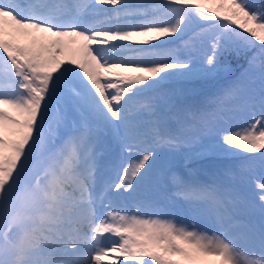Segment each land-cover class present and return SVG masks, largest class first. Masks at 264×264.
Segmentation results:
<instances>
[{
    "label": "snow or ice",
    "instance_id": "1",
    "mask_svg": "<svg viewBox=\"0 0 264 264\" xmlns=\"http://www.w3.org/2000/svg\"><path fill=\"white\" fill-rule=\"evenodd\" d=\"M193 18L210 23L189 35ZM231 46L259 49V63L250 61L262 85L259 118L251 112L197 153H247L229 174L264 168V4L0 0V264H264V181L256 203L220 181L172 173L175 197L214 226L211 235L160 219L146 195L150 162L186 144L184 123L170 127L150 94L166 82L213 75ZM203 47L199 63L194 53ZM239 94L234 85L224 96ZM70 111L112 130L129 154L115 180L98 176L92 127H69ZM232 111L242 107L189 111L188 127L199 123L212 134Z\"/></svg>",
    "mask_w": 264,
    "mask_h": 264
},
{
    "label": "rangeland",
    "instance_id": "2",
    "mask_svg": "<svg viewBox=\"0 0 264 264\" xmlns=\"http://www.w3.org/2000/svg\"><path fill=\"white\" fill-rule=\"evenodd\" d=\"M204 22L205 21H200L196 18H193L192 28H195L196 26H199ZM208 42L210 43V41H208ZM61 58H63V57H61ZM69 58L70 57L66 56L64 59H69ZM114 62H117V61H114ZM203 62L204 61H200L199 63H203ZM227 67L228 66H224V67L220 66V70L215 72L211 76L192 79V80H176L178 82V85L170 84V83L175 82V81H170V82H167V85L170 84V87L174 88V90H176L173 93L175 94L174 97L177 98L178 101H180L181 103L189 102V100H190L189 97L198 96L199 93L201 92V90L203 89V87H205V85H208L209 83L217 84L214 82H217L220 80H222L224 82L231 80L235 76L236 71L233 72L234 68L232 66L230 68H227ZM119 71H125V69L122 68V69H119ZM237 76H239V75H237ZM209 85H211V84H209ZM261 87H262L261 82L255 80L254 74L252 73L249 77V81L246 82V87L244 89L243 95L247 96L249 98H254V95L256 92H259L261 95ZM141 99H143V97ZM241 100L243 102L239 101L237 103L240 108L242 107V111H240V116H242V117L244 116V118L250 117L251 112L255 111L257 113V116L255 118L258 119L259 118V115H258L259 104L257 102H254L252 105H250L249 106L250 112L248 111V108H247V114H246L245 113L246 112L245 111V105L248 106V103L243 99H241ZM253 105L255 106L254 108H253ZM165 106L167 107L166 103H165ZM165 106L160 104L161 111L163 113L165 112ZM71 113H72V116H71L72 118L78 119L79 114H77L76 112H73V111H71ZM68 118H69V115H68ZM244 118H243V120H244ZM92 122L96 124L95 121L92 120ZM68 124H69V126L72 125L69 119H68ZM62 131H63V129L61 130V132ZM221 136L222 135H219L215 138H210V140H205V142L202 144V146H200V147L197 146V147H195V149L185 150V152H187L186 155H182V153L184 154V152H182V153H179L175 159L171 158L172 159L171 160L169 157V161L172 163L175 161H178L179 163H185L187 161H192L193 159H200L198 161L197 160H195V161L197 162V165L201 167L202 174H200L201 172L199 174H196V176H195L196 178L202 176V181H204V182H212V180L215 181V179H218V178L221 179L220 176L222 175V171H224L225 169H234V166L236 164H238L240 162V160L243 159L244 156L248 155L247 153H241L239 151H237L235 153V155H229L226 157L220 156V154H223V153H219V154L214 153L217 156H219L217 158L212 157V156L208 158V154H210L211 152H209L205 155H197V153L201 152L205 148V146H207L209 143L219 141ZM104 143H105V145L103 143H100L99 145L95 144L97 154L101 155V153H103L104 151L113 150V153L116 154V158L118 160H116L113 156H104L102 158V160H99V158L97 157L98 162H99L98 176L101 177L103 180H115L116 176H114V174L117 175V166L121 163H126L127 160L129 159V154L127 153L126 150H123L119 146V142H118L117 138L114 136V134H112L111 137L107 138L104 141ZM210 155H213V154L211 153ZM223 156H225V155L223 154ZM150 163H153V162H150ZM185 164L186 165H184L185 166L184 168L186 171H192V170L198 169V166L195 164H190V163H188V164L185 163ZM175 167H176V169L180 168L179 164H177ZM205 167H207V170L205 169ZM254 169H255V167L252 169H249V170H245L243 172H241L239 170H237V171L234 170V172L237 176V179H238L236 181L237 186H238V188L236 190L239 192V190L243 189V188H241L243 182L246 184L250 183V185H251L250 192L258 194L257 200L255 199L256 195L254 196L255 197L254 200L256 203H259L258 197H259V195H261V193L258 191L257 185L255 184L256 182L253 179H257V178L261 177V174H260L261 170L259 169V170L255 171ZM206 174L209 175V180H208V177ZM165 186H166V189L162 190L163 193H167V191L170 187V184L169 185L165 184ZM246 191H247V193H249V190H246ZM156 192L158 194V190H156ZM168 196H169V193H168ZM242 197L245 199L244 196H242ZM128 214L132 215L135 213L129 212V208H128ZM166 215H167V213L163 214V216H166ZM173 218L177 223H179V219H181L180 215H173ZM184 225H187L191 228L192 224L190 223V220L187 219L184 222ZM103 246L110 248V247H112V244H111L109 239H105ZM218 259H219L218 257H208L207 258V260L210 262L216 261Z\"/></svg>",
    "mask_w": 264,
    "mask_h": 264
},
{
    "label": "trees",
    "instance_id": "3",
    "mask_svg": "<svg viewBox=\"0 0 264 264\" xmlns=\"http://www.w3.org/2000/svg\"><path fill=\"white\" fill-rule=\"evenodd\" d=\"M249 3L253 5L264 4V0H249ZM253 57H256V63H259L260 53L258 48L255 47L243 48V47L231 46L226 51H224L223 54L219 57L220 66L221 67L228 66L227 68H230L232 66L234 68L233 72L236 71V74L231 80L227 82H224L222 80L220 81V86L215 88V90H217L218 88L221 87L220 92L209 90L205 94L206 96L205 103L210 105L213 101H216L218 99V96L216 95L218 94H221L219 96L223 95L222 97H225L224 94L226 90L234 85H238L240 88L243 84L242 81L244 82L245 79H247V77H249V75H251L252 73L256 75V78L261 81L259 72L255 70L254 67L250 64V61L253 59ZM238 74L239 76H237ZM239 100L240 98L230 99L225 97L224 109H238L236 108V102H238ZM189 111L202 112L203 109L197 106H186L174 110L172 115H174L176 118L179 116H184L188 118L187 113ZM228 113H231L234 116V118L237 119L240 118V111H232ZM199 126L200 124L198 125V127Z\"/></svg>",
    "mask_w": 264,
    "mask_h": 264
}]
</instances>
